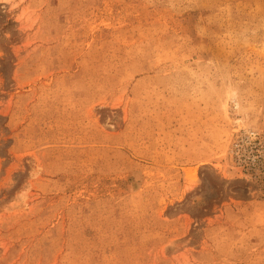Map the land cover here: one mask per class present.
Returning a JSON list of instances; mask_svg holds the SVG:
<instances>
[{"label": "rangeland", "instance_id": "374dc122", "mask_svg": "<svg viewBox=\"0 0 264 264\" xmlns=\"http://www.w3.org/2000/svg\"><path fill=\"white\" fill-rule=\"evenodd\" d=\"M0 264H264V0H0Z\"/></svg>", "mask_w": 264, "mask_h": 264}, {"label": "bare ground", "instance_id": "6f19581e", "mask_svg": "<svg viewBox=\"0 0 264 264\" xmlns=\"http://www.w3.org/2000/svg\"><path fill=\"white\" fill-rule=\"evenodd\" d=\"M137 176V175H136Z\"/></svg>", "mask_w": 264, "mask_h": 264}]
</instances>
